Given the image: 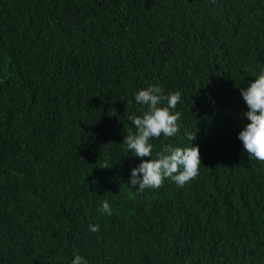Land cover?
<instances>
[{
    "label": "trees",
    "instance_id": "trees-1",
    "mask_svg": "<svg viewBox=\"0 0 264 264\" xmlns=\"http://www.w3.org/2000/svg\"><path fill=\"white\" fill-rule=\"evenodd\" d=\"M0 264H264V0H0Z\"/></svg>",
    "mask_w": 264,
    "mask_h": 264
}]
</instances>
